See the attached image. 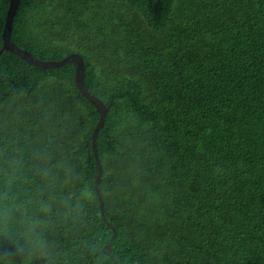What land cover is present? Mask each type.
Returning <instances> with one entry per match:
<instances>
[{
    "label": "trees",
    "instance_id": "1",
    "mask_svg": "<svg viewBox=\"0 0 264 264\" xmlns=\"http://www.w3.org/2000/svg\"><path fill=\"white\" fill-rule=\"evenodd\" d=\"M11 39L84 59L114 231L75 66L4 51L0 264H264V0H21Z\"/></svg>",
    "mask_w": 264,
    "mask_h": 264
},
{
    "label": "water",
    "instance_id": "2",
    "mask_svg": "<svg viewBox=\"0 0 264 264\" xmlns=\"http://www.w3.org/2000/svg\"><path fill=\"white\" fill-rule=\"evenodd\" d=\"M8 2H9V8L7 11L5 27L3 30V47L0 51V54L4 51L11 52L12 54L20 57L22 60L26 61L30 65L38 67L40 69H56V68L63 67L67 64H73L75 66V82H76L77 88L79 89L83 97L86 98L96 108L97 112L100 115V120L98 124L96 125V128L90 140L92 143L94 157L97 161L98 168H99L98 175L95 181V188H96V192H97L98 200H99L100 215H101L102 220L108 226H110L104 214V210H103L104 203H103L102 196L99 190V183L102 177V165L98 158L97 150H96V140L98 138V134L100 130L104 128L106 118L109 112V108L100 99L92 95L86 88L85 86L86 68L84 64V59L79 54H72L60 62L41 61V60L33 58L27 51L21 49L12 41L11 38H12L13 24L18 14V11L20 9L21 0H8ZM112 230L114 231V228H112ZM114 237L115 236L112 237V241ZM110 246L111 244L108 246V248Z\"/></svg>",
    "mask_w": 264,
    "mask_h": 264
}]
</instances>
